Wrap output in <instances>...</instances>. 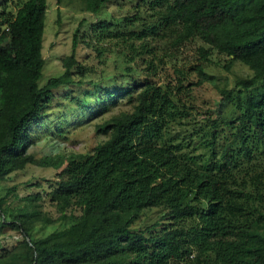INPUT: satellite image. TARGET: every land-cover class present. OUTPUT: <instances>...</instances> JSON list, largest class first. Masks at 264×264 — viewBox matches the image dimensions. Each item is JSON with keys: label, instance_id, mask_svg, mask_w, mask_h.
Instances as JSON below:
<instances>
[{"label": "trees", "instance_id": "obj_1", "mask_svg": "<svg viewBox=\"0 0 264 264\" xmlns=\"http://www.w3.org/2000/svg\"><path fill=\"white\" fill-rule=\"evenodd\" d=\"M12 1L0 5V179L27 163L61 170L48 192L56 219L33 202L38 193L18 206L0 196V227L21 235L0 252V264H264V0H139L155 17L151 22L139 11L124 17L139 22L126 32L97 21L105 37L143 39L127 57L145 61L133 108L97 126L109 136L91 151L38 158L28 151L31 127L54 89L82 83L87 67L75 57L77 28L62 73L39 85L47 2ZM84 1L97 13L107 0ZM154 34L169 35L174 46L203 42L196 48V80H190L193 66L174 67L175 76L161 83L153 79L167 56L152 49L146 37ZM81 41L98 56L105 48ZM214 49L253 70L236 79L234 94L221 89L238 113L225 122L231 136L209 109L199 123L185 118L189 86L205 79ZM152 207L160 217L133 227ZM57 220L59 227L34 236L36 223Z\"/></svg>", "mask_w": 264, "mask_h": 264}, {"label": "rangeland", "instance_id": "obj_2", "mask_svg": "<svg viewBox=\"0 0 264 264\" xmlns=\"http://www.w3.org/2000/svg\"><path fill=\"white\" fill-rule=\"evenodd\" d=\"M46 2L42 48L44 64L42 76L38 80L39 85H43L49 77L62 73L64 68L61 59L71 53L73 33L77 28L79 39L75 47V57L87 70L84 77H81L82 83L75 81L54 89L51 105L31 127L32 144L28 151L36 158L91 151L95 144L109 136L108 133L98 131L97 126L111 116L133 108L139 90L135 84L143 77L145 61L138 55L132 61L127 60V57L140 49L143 39L130 40L129 35L126 36L127 39L105 37L101 33V27H95V23L112 21L116 23L113 30L126 32L137 28L139 23H125L126 15L130 16L139 11L144 21L151 22L155 19L148 15L146 4L143 6V2L139 0H107L97 13L86 9L84 0H61L59 4L57 0ZM2 3L3 0H0V5ZM155 35L146 37L152 49L157 55L165 52L167 56L164 58L166 63L161 65L153 79L161 83L175 76L174 67L189 69L193 66L190 80H196L198 77L194 66L200 62L196 48L203 42L194 39L174 46L169 35ZM82 39L94 46H104L101 55L98 56L93 46H88ZM143 56L146 59L148 55ZM210 60L211 62H206L204 70L207 76L201 84L189 86L187 103L190 107L189 115L185 118L192 123H199L204 120L209 109L210 115L220 120L224 128L223 134L231 136L232 129H228L225 122L235 121L238 113L232 101L222 98L221 89L227 88L234 94L238 89L236 79L252 75L253 70L241 61L230 62L228 56L215 49L212 50ZM74 78L80 77L74 75ZM60 170L61 167L27 163L22 169L11 171L0 179V196H4L6 204L18 206L26 203L24 197L28 194L38 193L41 197L33 202L44 216L56 219V205L48 192L56 185ZM161 213L159 208H146L134 221L133 227H145L158 219ZM59 226V220L43 227L41 223H36L33 233L35 237L41 236ZM19 238L21 235L18 231L0 227V252L15 246Z\"/></svg>", "mask_w": 264, "mask_h": 264}]
</instances>
